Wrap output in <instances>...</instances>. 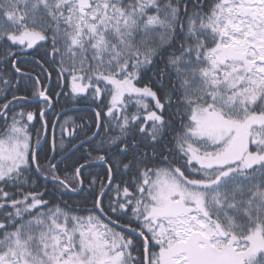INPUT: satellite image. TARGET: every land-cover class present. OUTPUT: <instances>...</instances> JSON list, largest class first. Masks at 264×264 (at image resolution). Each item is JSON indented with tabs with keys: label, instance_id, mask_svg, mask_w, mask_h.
Masks as SVG:
<instances>
[{
	"label": "snow or ice",
	"instance_id": "obj_1",
	"mask_svg": "<svg viewBox=\"0 0 264 264\" xmlns=\"http://www.w3.org/2000/svg\"><path fill=\"white\" fill-rule=\"evenodd\" d=\"M0 264H264V0H0Z\"/></svg>",
	"mask_w": 264,
	"mask_h": 264
}]
</instances>
